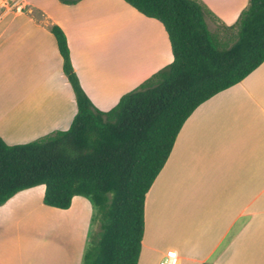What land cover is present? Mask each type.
<instances>
[{
  "label": "crops",
  "instance_id": "0c3cea01",
  "mask_svg": "<svg viewBox=\"0 0 264 264\" xmlns=\"http://www.w3.org/2000/svg\"><path fill=\"white\" fill-rule=\"evenodd\" d=\"M197 1L216 18L205 16L207 26H231L248 5V0ZM25 6L31 14L40 10L28 0ZM59 8L60 17L41 11L42 27L35 19L22 20L41 32L26 50L0 53V73L10 90L8 100L0 98V138L7 144L65 130L76 113L52 25L64 32L73 71L100 111L173 60L162 24L123 0H78ZM24 10L0 16V28ZM122 32L133 41L130 53H113L111 47L95 60L89 43L99 37L115 41ZM43 194L44 186H36L0 206V264H81L97 229L95 210L81 196L68 209L51 208ZM181 211L189 232L166 227ZM169 251H176L178 264H264V61L191 113L148 190L138 264H160Z\"/></svg>",
  "mask_w": 264,
  "mask_h": 264
},
{
  "label": "trees",
  "instance_id": "16d2710c",
  "mask_svg": "<svg viewBox=\"0 0 264 264\" xmlns=\"http://www.w3.org/2000/svg\"><path fill=\"white\" fill-rule=\"evenodd\" d=\"M123 1L162 24L172 62L122 95L110 110L100 111L73 71L64 32L52 25L76 113L66 130L31 142L7 144L0 138V206L40 185L45 206L65 210L76 196L94 206L99 230L90 236L81 264H138L145 196L185 120L264 61V0H248L234 24H220L235 31L229 46L210 32L205 16L216 18L197 0Z\"/></svg>",
  "mask_w": 264,
  "mask_h": 264
},
{
  "label": "rangeland",
  "instance_id": "374dc122",
  "mask_svg": "<svg viewBox=\"0 0 264 264\" xmlns=\"http://www.w3.org/2000/svg\"><path fill=\"white\" fill-rule=\"evenodd\" d=\"M16 0H0V16L8 15V13L19 12L20 10H24L25 0H18L16 5H12V2ZM36 5H38L39 11L34 10L33 14L29 13V9H25L22 12V15L15 18L12 23L8 24L6 28L3 30L4 26L0 28L2 30L0 34V53H10L13 49L16 52H21L22 50H26V45L32 39L33 35L41 34L39 30L33 29L30 23L26 24L22 20H37L39 23H44L45 18L41 14V11L47 12L51 15H55L56 17H60V8L61 5L66 4L61 0H28ZM26 7V6H25ZM37 23V24H38ZM38 24L42 27L41 24ZM209 30L211 33L217 35L218 41L220 44L229 46L235 39V31H225L222 29L219 23L213 22L208 24ZM53 39V37H52ZM42 43L46 45L47 41L44 38H40ZM40 41V43H41ZM54 42V39H53ZM133 41L127 38V35H124L123 32L119 35L118 39L115 41H110L108 39H102L99 37L95 41H91L89 43L92 53H94L95 60H99L103 53H111V47L113 53H130ZM132 91V90H131ZM130 92V91H129ZM10 94L8 79L6 78V74L3 72L0 73V98L1 101L8 100ZM66 130V129H65ZM85 201H87L90 208L94 209V206L90 202L88 198L83 197ZM95 210V209H94ZM182 214L177 217H172L166 224V227H177L180 232H189V221L188 217L185 215L184 211H181ZM97 227V229H96ZM95 227L96 231L91 233V236H95L97 234L99 227L98 225ZM157 241V239H156ZM169 242V241H168ZM57 243H60L58 240ZM153 245L152 239H148V244ZM154 257V255H152ZM159 264V263H158Z\"/></svg>",
  "mask_w": 264,
  "mask_h": 264
},
{
  "label": "built area",
  "instance_id": "2783aa9c",
  "mask_svg": "<svg viewBox=\"0 0 264 264\" xmlns=\"http://www.w3.org/2000/svg\"><path fill=\"white\" fill-rule=\"evenodd\" d=\"M18 0L13 1L12 5H16ZM178 256L176 251H169L165 258L160 261V264H178Z\"/></svg>",
  "mask_w": 264,
  "mask_h": 264
}]
</instances>
